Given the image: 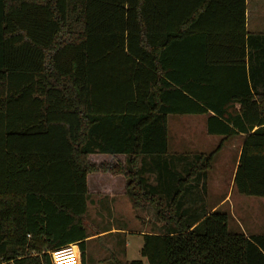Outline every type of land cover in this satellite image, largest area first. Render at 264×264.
I'll use <instances>...</instances> for the list:
<instances>
[{
	"label": "trees",
	"instance_id": "16d2710c",
	"mask_svg": "<svg viewBox=\"0 0 264 264\" xmlns=\"http://www.w3.org/2000/svg\"><path fill=\"white\" fill-rule=\"evenodd\" d=\"M245 9L0 0V264H53L49 252L74 243L61 264H264V233L231 232L228 214L206 206L222 143L188 154L167 142L172 114L207 115L209 135L244 133L233 186L264 197V36L247 33ZM98 171L123 176L132 207L161 223L142 235L144 261L88 262L86 177Z\"/></svg>",
	"mask_w": 264,
	"mask_h": 264
},
{
	"label": "rangeland",
	"instance_id": "374dc122",
	"mask_svg": "<svg viewBox=\"0 0 264 264\" xmlns=\"http://www.w3.org/2000/svg\"><path fill=\"white\" fill-rule=\"evenodd\" d=\"M250 1L248 30L254 32L261 29L259 25L264 22V13L261 10L262 1H260V4L259 0ZM205 119L206 115L204 114L169 115L168 126L170 138L172 139L169 145V152L182 151L188 154H192L193 152L209 153L222 143L220 150L214 157L212 168L208 173L206 206H211L229 192L228 198L225 200L227 202L220 208L221 211L228 212L231 215L228 226L229 231L236 233L240 232V229L247 232L264 231V197L242 195L235 188L232 193L230 190L239 146L236 145L234 138L223 139L221 136L208 135L205 132ZM94 158L100 161L99 158ZM100 207L105 210L101 212L104 215L101 217L102 221H99L95 217V213H97L93 211L95 205L93 209L90 208L88 210L86 228L89 233L92 230L88 224L100 227V229L113 225L129 231L132 229H146L147 226L149 228L151 222L155 219L153 212L142 209L134 210L131 205L128 209L119 211L123 215L107 210V205ZM135 214L140 218L138 219ZM136 218L138 220H135ZM153 225L151 229L157 231V224L154 223ZM112 238L116 241L112 240ZM142 243V236L131 232L127 234L117 233L90 240L86 243V246L89 247L87 260L90 262L107 258L109 253L107 248L110 247H112L111 250L121 261L143 260L140 255ZM113 244L117 245V247ZM93 255L98 258H94ZM100 264H107V261H102Z\"/></svg>",
	"mask_w": 264,
	"mask_h": 264
},
{
	"label": "crops",
	"instance_id": "0c3cea01",
	"mask_svg": "<svg viewBox=\"0 0 264 264\" xmlns=\"http://www.w3.org/2000/svg\"><path fill=\"white\" fill-rule=\"evenodd\" d=\"M260 1H262V12L264 13V0H259V4ZM250 4L251 1L250 0H245V27H246V31L248 34H258L261 36H264V22L261 23L259 26L261 29H259L258 31L255 30L254 32H250L248 30V24H249V10H250ZM216 11L219 12V15H221V10L219 8L216 9ZM263 45H264V37L263 39H261ZM251 38L248 35V41H247V51L249 52L250 47H251ZM246 71L248 73V84L250 86V69H249V63H248V59L246 61ZM264 78L261 77L260 82H263ZM260 90L263 89V87H261V85H259L258 87ZM199 115V114H198ZM169 116V115H168ZM206 120H207V115H206V119H205V132H206ZM207 133V132H206ZM208 134V133H207ZM209 135V134H208ZM213 136V135H210ZM216 136V135H215ZM219 136V135H217ZM223 137V136H221ZM185 138V137H182ZM234 138L236 145L239 146L238 148V152H237V162H238V158H239V154L245 139V134L244 133H238L237 135H234L232 137L229 138H224L223 139H231ZM171 138H170V131H169V126H168V117H167V142H168V150H169V145L171 144ZM173 153H186V152H182V151H176ZM193 153H204V152H193ZM92 157V158H91ZM99 158L100 161H97ZM125 156L122 154H117V155H110V154H101V153H94V154H89L88 155V159L91 161H94L96 163H100L103 161L106 162H123L124 161ZM237 165V163H236ZM236 168V167H235ZM235 173V170H234ZM233 173V176H234ZM233 176L231 179V193L234 190V186H233ZM106 177V178H105ZM86 186H87V213L88 210H90V208H94L95 205V209L93 211L97 212L95 213V217L96 219H98L99 221H102L101 217L104 216L101 214L102 211H105L102 207V205H107V210L110 211H114V212H118V214L123 215L121 213H119V211L123 210V209H128L131 205V201L129 199V197L126 195L125 193V181L123 176L121 175H113L111 173L108 172H93V173H88L87 177H86ZM229 193V192H228ZM228 193L222 197L221 199H219L217 202H215L214 204H212L211 206L208 207L209 211H214L216 209H220L221 206H223L227 201L226 198H228ZM128 197V198H126ZM207 197H208V184H207ZM132 207V205H131ZM133 208V207H132ZM134 209V208H133ZM134 210H139V209H134ZM228 214V226H229V219H230V214L228 212H226ZM136 215V214H135ZM136 217L139 219L140 217H138V215H136ZM135 220H138V219ZM156 223L157 227H160L161 223L157 222L155 219H153V222H151V226H149V228L146 227V229H132V230H127V229H121L119 227H115V226H110L104 229H100V227H96L95 225L89 224V226L91 227V229H93V231H91L89 234V236L86 238V243L90 240H94V239H99L100 237L103 236H107V235H112V234H117V233H121V234H127V233H138L139 235H143V234H152V233H156L158 232L155 230H152V225ZM143 226V225H142ZM154 226V225H153ZM95 228V230H94ZM229 230V227H228ZM241 231L238 233H243L245 235H252V234H263L264 231H255V232H247L246 230L240 229ZM112 240H115L114 238H112ZM116 241V240H115ZM75 245V243H74ZM114 246L117 247V245L113 244ZM106 246V245H105ZM112 247L107 248L108 250V256L110 255V252H113L111 250ZM115 248V247H114ZM89 247L86 246V253L88 252ZM94 258H98L97 256L93 255ZM116 256V254H115ZM117 257V256H116ZM100 259V258H99ZM102 260V258L100 259ZM100 260L97 261H91V262H95L98 263ZM144 261V259H143ZM145 263V261H144Z\"/></svg>",
	"mask_w": 264,
	"mask_h": 264
},
{
	"label": "built area",
	"instance_id": "2783aa9c",
	"mask_svg": "<svg viewBox=\"0 0 264 264\" xmlns=\"http://www.w3.org/2000/svg\"><path fill=\"white\" fill-rule=\"evenodd\" d=\"M53 264H61L62 261H70L76 257L74 244H67L49 252Z\"/></svg>",
	"mask_w": 264,
	"mask_h": 264
},
{
	"label": "water",
	"instance_id": "95a60500",
	"mask_svg": "<svg viewBox=\"0 0 264 264\" xmlns=\"http://www.w3.org/2000/svg\"><path fill=\"white\" fill-rule=\"evenodd\" d=\"M145 264H148V263L145 261Z\"/></svg>",
	"mask_w": 264,
	"mask_h": 264
},
{
	"label": "bare ground",
	"instance_id": "6f19581e",
	"mask_svg": "<svg viewBox=\"0 0 264 264\" xmlns=\"http://www.w3.org/2000/svg\"><path fill=\"white\" fill-rule=\"evenodd\" d=\"M62 262H64V261H62Z\"/></svg>",
	"mask_w": 264,
	"mask_h": 264
}]
</instances>
